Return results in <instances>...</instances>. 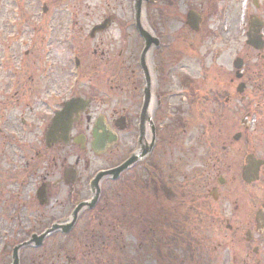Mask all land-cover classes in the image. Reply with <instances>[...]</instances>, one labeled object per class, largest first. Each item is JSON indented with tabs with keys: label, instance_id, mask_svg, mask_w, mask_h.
Returning <instances> with one entry per match:
<instances>
[{
	"label": "rangeland",
	"instance_id": "374dc122",
	"mask_svg": "<svg viewBox=\"0 0 264 264\" xmlns=\"http://www.w3.org/2000/svg\"><path fill=\"white\" fill-rule=\"evenodd\" d=\"M235 1H231L233 32L242 26L243 1L238 0L237 6ZM179 2L157 1L146 4L147 7L144 4L148 26L155 36L162 38L161 44L148 54L152 67L151 91L155 98L151 118L157 132L151 155L138 160L119 180L110 176L102 179L96 206L84 209L69 232L56 230L44 237L40 246L33 243L23 247L20 264H220L217 254L223 248H218V243L224 244V240H219V236L210 237L211 226L193 219L196 217L194 206L199 205L190 181L195 153L199 152L195 140L212 137L209 112L214 110V104L201 98L210 96L201 92L200 86L212 78L205 70L209 67L211 49L191 46L195 32L186 24L180 31L182 5ZM1 4L2 1L0 9L4 8V2ZM7 8L12 11L11 23H37L33 18L38 9L36 0H8ZM51 8L57 26L82 27L76 39L79 46L68 47L67 59L61 47H57L56 63L48 69L53 80L67 89L68 84H76L79 79L78 94L88 91L91 82L101 86V92L93 96L95 117L101 114L117 117L123 106L136 115L145 86L140 67L144 43L134 26L132 0H52ZM112 14L115 19L106 28L99 29L97 37H91L93 25ZM101 31L107 32L100 36ZM101 40L104 44L98 45ZM21 41L14 36L6 42V54L10 58L7 95L1 93L0 64V120L3 115L8 121L2 127L13 128L15 117L28 109V100L38 101L35 94L46 83L41 74L48 64L39 59L35 49L23 62L20 58L25 47ZM4 50L0 43V56ZM122 50L124 54L120 55ZM75 56L80 60L79 66ZM134 96L135 101L130 102ZM7 137L0 135L1 155L5 149L11 153L7 147L11 137ZM24 146L32 156L43 148L36 126ZM134 146L131 138L125 136L120 146L100 154L93 153L89 147L81 150L79 144H73L71 162H75L77 154L90 161L89 169L85 170L86 188L87 177L116 164ZM4 165L5 168L0 166V264H9L14 246L28 240L34 232H43L54 221L65 222L74 202L89 197L90 190L88 186L85 192L72 197L71 189L61 184L53 188L49 205H39L32 199H36L34 178H38L34 172L39 171L36 161L24 167L19 178L24 185L20 186L19 193L10 165ZM56 170L55 179L60 175Z\"/></svg>",
	"mask_w": 264,
	"mask_h": 264
},
{
	"label": "flooded vegetation",
	"instance_id": "af4514ba",
	"mask_svg": "<svg viewBox=\"0 0 264 264\" xmlns=\"http://www.w3.org/2000/svg\"><path fill=\"white\" fill-rule=\"evenodd\" d=\"M1 1L2 4L4 2V8L0 9V43L5 48L3 56H0L1 93L7 95L10 90L7 70L10 58L6 54V42L12 37L22 39L21 45L25 49L20 59L23 62H26L35 49L39 59L45 65L48 64V68L41 74L46 83L35 94L38 101H27L28 109L22 110L15 117L13 128L1 126L5 121L8 122L3 115L2 121L0 120V135L11 137L9 144L7 141L11 153L6 149L3 155L0 152V166L5 168L4 164L10 165V172L16 177L15 186H19L18 193L21 191L20 186L24 185V181L19 178L24 167L33 160L40 173L35 169L34 173L38 174V178H34L33 192L36 199H32L39 205H49L53 188L61 184L71 189L72 197L85 192L88 186L90 189L91 179L101 169L87 177L85 188V170L89 169L90 161L77 154L72 163L70 146L73 144H79L81 150L86 151L89 147L93 153L100 154L113 146H120L123 136L131 138L135 143L132 151L116 164L102 169L119 166L138 147L146 151L144 156L151 155L154 148V124L148 110L143 109V97L139 101L136 115L133 110H124L123 106L117 117L109 118L105 114L95 117L93 96L101 92V86L91 82L88 91L78 94L81 85L78 86L77 78L80 76L76 78V84H68L66 89V85H58L49 73L48 69L56 63L57 47H61L60 50L67 59L68 47L78 45L76 39L82 27L79 28L76 24L57 26L53 22L55 17L51 8L52 0H45L40 5V0H36L38 9H35L33 15L36 24L25 25L24 21L22 24H13L9 21L12 11L7 8L8 0ZM157 1L165 4L166 0H142V10L146 12L144 4ZM231 1L179 2L182 5L179 12L180 31L186 24L195 32L191 46H209L211 49L209 67L205 70L212 78L208 84L203 86L204 82L200 86L201 92L210 96L201 98L214 104V110L209 112L212 137L208 140L197 137L195 140L199 152L195 153L193 178L190 181L199 206H194L196 217L193 219L211 226L210 237L219 236V240H224V244L218 243V248H223V252L217 254L220 264H264V0H242V26L237 27L235 32L231 26ZM238 3L236 0L235 5ZM132 7L135 23L136 0H132ZM114 19L113 14L105 16L102 22L93 25L90 36L97 37L100 29H96L97 26L106 21V28ZM106 32L101 31L100 36ZM63 33L65 34L62 35ZM161 42L162 38H159V45ZM101 43L104 44V40L99 41L98 45ZM123 54L122 50L120 55ZM74 59L79 60L76 56ZM219 97L223 100L220 101ZM135 99L134 96L130 102ZM74 101L78 108L69 117L72 121L70 127L67 128L63 120L53 128L57 113L67 103ZM34 122L39 124L35 126L39 129L44 146L32 156L24 145L33 136ZM154 131L156 139L155 126ZM138 160L131 166L138 163ZM83 165L85 169L82 168ZM130 167L121 171L115 180H119L121 174ZM56 169L60 174L57 179L53 178ZM148 171L150 176L151 166ZM184 186L186 187L185 184Z\"/></svg>",
	"mask_w": 264,
	"mask_h": 264
},
{
	"label": "water",
	"instance_id": "95a60500",
	"mask_svg": "<svg viewBox=\"0 0 264 264\" xmlns=\"http://www.w3.org/2000/svg\"><path fill=\"white\" fill-rule=\"evenodd\" d=\"M139 6H140V2L138 4V7ZM105 25H107V23H103L101 25H98L96 29H99V28L102 29V28H104ZM138 27L140 29L141 34L144 36V38L146 39V42H147L146 43V47H145V49L143 51V54H142V65H143L144 69L147 72V67L145 65L146 54L149 51V49L152 47L153 43L158 44V39L153 37L145 28L142 27L140 20L138 21ZM149 99H150V86L148 85L146 87V104H145L144 110H146L148 108ZM77 108H78V104H76L75 101L66 104L65 109L63 111H61L58 114V116L55 118V123L56 124L54 123L53 128H56L57 125L59 124L58 122H63V120H64V123L66 122V127L69 128L70 125H71V122H72L69 117L72 115L73 111L76 110ZM152 130H153V134H154L153 135V140H154L155 139L154 126H152ZM144 153H146V151H144ZM137 159H138V157H133V158H131L130 160H128L127 162H125L124 164H122L121 166H119L117 168L100 172L97 175L96 179L94 180L95 186H97L96 187L97 192L95 194L94 200L92 202H83V203L79 204L77 206V208L75 209L74 213H73V220L70 223L63 224V225H54L51 230H55V229L61 228L64 232L70 231V229L72 228V226L74 225V223L76 222V220L78 218V214L84 208V206L88 205L89 207H93L95 205V203L97 202L98 197H99V193H100V188L98 186V183H99L100 179L106 174H112L114 177H117L121 171H123L124 169L128 168L129 166H131L134 162L137 161ZM51 230H48L42 236H36L35 239L37 240L36 241L37 244H41L42 241H43V238L45 237V235L48 232H50ZM20 247L21 246H18V247L15 248V252H14V255H13V259H14L13 264H18L19 263L18 250H19Z\"/></svg>",
	"mask_w": 264,
	"mask_h": 264
},
{
	"label": "bare ground",
	"instance_id": "6f19581e",
	"mask_svg": "<svg viewBox=\"0 0 264 264\" xmlns=\"http://www.w3.org/2000/svg\"><path fill=\"white\" fill-rule=\"evenodd\" d=\"M145 15H146V12L143 10L142 15H141L142 24L144 25L145 28H147L148 30L152 31L150 26H148V24H147V22L145 20ZM147 65H148V69L150 70V74L152 75V67H151V64H150L149 56L147 58ZM151 79H152V77H151ZM154 102H155V98H154V95H152L151 102H150V107L148 109V114H149L150 117L152 115L151 113L153 112ZM140 158H141V156H140Z\"/></svg>",
	"mask_w": 264,
	"mask_h": 264
}]
</instances>
